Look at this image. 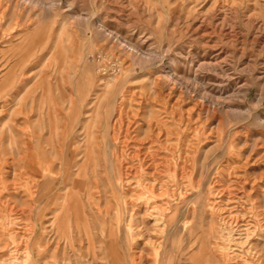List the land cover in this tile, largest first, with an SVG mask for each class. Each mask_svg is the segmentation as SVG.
I'll list each match as a JSON object with an SVG mask.
<instances>
[{"label":"rangeland","instance_id":"obj_1","mask_svg":"<svg viewBox=\"0 0 264 264\" xmlns=\"http://www.w3.org/2000/svg\"><path fill=\"white\" fill-rule=\"evenodd\" d=\"M113 44L133 46L136 57ZM119 107L126 121L113 143ZM150 125L163 128V144L181 140V176L199 187L181 204L155 201H170L175 215L160 264H256L264 254V226L252 214L264 211V0H0V261L13 234L33 224L35 264H132V246L140 264L153 263L155 249L129 234L123 192L135 185L118 184L114 157L124 151L137 164L134 156L161 150L135 140ZM159 154L152 170L171 185L174 168L162 160L173 155ZM66 158L67 178L36 176L51 160L63 175ZM216 200L237 206L254 231L250 247L229 244ZM141 207L139 220L153 230Z\"/></svg>","mask_w":264,"mask_h":264},{"label":"bare ground","instance_id":"obj_2","mask_svg":"<svg viewBox=\"0 0 264 264\" xmlns=\"http://www.w3.org/2000/svg\"><path fill=\"white\" fill-rule=\"evenodd\" d=\"M107 40L111 41L110 36L107 38ZM130 47H131V50H130L131 52L122 50V49H120V46L113 44L112 50H114V51L117 50V51L122 52V53L125 52V55H127V58L132 59V58L136 57V55H135L136 49L133 46H130ZM113 53H115V52H113ZM119 58H117V59H119ZM124 61H122V64L120 62L121 65L119 64L120 66H122L121 67L122 69L125 68V67H123ZM164 81H166L168 83L170 82L168 78H164ZM97 106H98V104H97ZM121 107H123V106H121ZM124 109H125V107H124ZM124 109L120 108V111L118 112V114L116 115V117L114 119V124L112 125V127L110 125V128H112L113 132H114L112 135V142L113 143H117V142L119 143L122 141L121 138H120V141H118V140H119V136H120L119 130L122 129L123 124L125 123L124 119L126 121V118L123 117L124 113H125ZM163 133H164V130H163V128H161V126H158V125H152L151 126L150 125L148 127L147 134L145 135L144 138L140 139L139 136H137L135 138V140L138 144H141L145 139L146 140L151 139V142L149 144H151V147L153 149H154V146L156 144L158 145V147H162L161 150L152 151L151 149H149L148 150L149 152H147V153H149L150 155L146 154L144 159H142L139 155L134 156L131 160L134 161L135 159H137V161H138L137 164L131 163L130 159H128L127 152L123 151L122 153H120L119 158H116L118 156L116 153H114L115 160L118 161V163L120 165L119 166L120 171H121V172L119 171L120 174H119V180L117 181L118 184L121 183V185H123L127 189L128 188L131 189L135 185L131 190V191H133L131 195L129 194V192H123L124 197H125V203L124 204H125V207L128 209V225H127V227H128L129 232H130L129 234L131 235L132 238H134V236H136L140 240H145L146 245L149 244L150 246H152L155 249V254H156L155 260L153 261V263H150L147 261V264H160L161 258L163 257V255H162L163 252H165V255L167 256L166 247H167V242H168L169 225H170V223H174L173 221L175 218V215L171 216L172 212H173V208H172L170 201L166 202L165 204H158L155 201L158 199H161V198H165L168 195L171 199L178 200V203L181 204V202L186 200L188 198V196L191 195V193L193 191L192 189H195L196 191L199 190V187H195L192 185L186 186L184 183L185 178L183 176H181V174H182L181 172L183 170H185V166L187 163V157L181 151V143H180L181 140H178V142L175 145H173V147L168 145V143L163 144L160 142L161 136L163 137V135H162ZM166 133L168 134V131ZM50 145H51L52 151L54 149H57V147L53 144V141L50 143ZM141 148L144 149V147H141ZM147 149L148 148H146V150ZM140 151H141V149H140ZM161 151L165 152V153L169 152V153H171V155H173V159L170 161H165V159L162 160L165 164L174 168V171L172 172L173 176L171 177V183H172L171 185H164V182L161 183L156 177L157 173L155 171L153 172V170H152V169H155L157 167H160V164H158V162L156 160V156H157V154L160 155L159 153ZM141 153H143V152H141ZM62 154H63V152H62ZM51 157H52V155H51ZM91 159L92 158L88 156L86 162H84V166H83L84 169H83L82 173L76 179L72 190L66 194L65 208H67L69 206V203H71L70 205L74 204L72 202V199H73L72 197H76L77 192H78L77 187L79 185L83 184V179L81 180L80 178H84V179L86 178V173H85L86 167H87L86 164H88ZM67 160H68V158L65 159L64 165L62 166L63 175L57 174L56 171H58V170H56L57 169L56 163L52 162V160H51V162H49V163L44 162L43 163L44 165H40L41 166L40 169L37 168V170H40V171L36 173V176L39 177V175L41 174L40 178L42 180L49 177V178H52V180H56V181H61L63 178H67L68 173L71 170V165L66 163ZM75 160H77V159L75 158ZM112 161H114V160H112ZM170 162H172L171 165L169 164ZM118 163H116V164H118ZM135 169H138V170L135 171ZM24 173H26V172H24ZM25 175H27V174H25ZM77 175H75V176H77ZM41 179H39V180H41ZM79 179H80V181H79ZM37 181H38V179H37ZM133 181L135 184L132 183ZM110 184H111V181H110ZM24 187H25V185H24ZM32 187L34 188V185ZM22 189H23V187H22ZM127 189H126V191H128ZM36 190H37V188H36ZM29 191H30V189H29ZM215 191L217 192L218 195H220L221 193L227 194V190L224 191V189L221 191H219V190L218 191L215 190ZM33 195H35V194H32V196ZM55 199H56V196H55ZM52 201H53V199H52ZM52 201H51V203H52ZM141 205L145 206L144 208L146 211L147 218L149 220H153L155 222L153 230L148 229V227L143 226L144 223L141 220H139V218H138L139 211H141L143 209L141 207ZM221 205H223V206H221ZM236 208H237V206H232V204H225V206H224V201L223 202L222 201L217 202V200H216V202L215 201L213 202V209L219 213L221 225L223 226V231L226 234V239H227V241H229V244L243 245V246L249 245V247H250L251 242L253 241L252 239L254 236V231H252L249 224H245L247 222H245L243 217L238 212L235 211ZM252 212H253L252 213L253 217H255L256 219L259 218L260 221H258V222H259L260 227L262 226V223L264 226V211L258 212L255 209V210H252ZM14 213H15V211H14ZM139 216H140V214H139ZM8 218L9 217H7L6 219H8ZM67 218H69V217H67ZM67 218H66V221H67ZM3 222L4 221L1 220L0 224H2ZM17 222H19V221H17ZM57 224H59V223L57 222ZM104 225H106V224H104ZM29 227H30V229H27ZM65 227H66V225H65ZM27 228H26V230H30V232L27 231L26 232L27 234L25 233L26 235L23 233L24 236L21 233H19L17 236H14V234H13V236L11 237V244L9 246V247H11L10 249L7 248V249L1 250L8 255V258L5 260H1L0 264H35V261L33 259V255L35 254L36 250H38V252H40L39 249L41 248V246H40L41 245V238H40L39 234L37 233L36 226H33V224H31V225H28ZM102 228H103V226H102ZM92 236H91V238H94ZM90 241L93 242V240H90ZM95 245H96V242H95ZM0 247H1V240H0ZM133 248L134 247L132 246V250H133V254H134V259L132 260V264H140V261H142L143 257H142V255L137 253V251H135ZM251 252H252V250H251ZM258 254H259V256L256 258L257 260L255 261L256 264H260L263 262L264 254L259 253V252H258ZM232 257H236V255L234 254ZM53 261H54V264H71V263H66L65 261H59L58 259H55Z\"/></svg>","mask_w":264,"mask_h":264}]
</instances>
